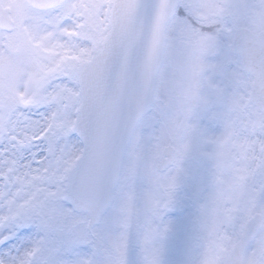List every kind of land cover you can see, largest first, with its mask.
Here are the masks:
<instances>
[{
  "label": "snow or ice",
  "instance_id": "obj_1",
  "mask_svg": "<svg viewBox=\"0 0 264 264\" xmlns=\"http://www.w3.org/2000/svg\"><path fill=\"white\" fill-rule=\"evenodd\" d=\"M0 264H264V0H0Z\"/></svg>",
  "mask_w": 264,
  "mask_h": 264
}]
</instances>
